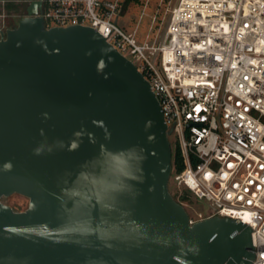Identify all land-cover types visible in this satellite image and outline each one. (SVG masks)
Returning <instances> with one entry per match:
<instances>
[{
    "label": "water",
    "instance_id": "95a60500",
    "mask_svg": "<svg viewBox=\"0 0 264 264\" xmlns=\"http://www.w3.org/2000/svg\"><path fill=\"white\" fill-rule=\"evenodd\" d=\"M39 6L0 36V198H27L0 201V264H249L246 224H189L169 193L171 129L135 65Z\"/></svg>",
    "mask_w": 264,
    "mask_h": 264
},
{
    "label": "built area",
    "instance_id": "2783aa9c",
    "mask_svg": "<svg viewBox=\"0 0 264 264\" xmlns=\"http://www.w3.org/2000/svg\"><path fill=\"white\" fill-rule=\"evenodd\" d=\"M131 2L40 0L35 16L45 28L90 27L135 65L179 151L168 179L206 203L188 223L246 224L249 264H264V0H176L156 44L116 25Z\"/></svg>",
    "mask_w": 264,
    "mask_h": 264
},
{
    "label": "rangeland",
    "instance_id": "374dc122",
    "mask_svg": "<svg viewBox=\"0 0 264 264\" xmlns=\"http://www.w3.org/2000/svg\"><path fill=\"white\" fill-rule=\"evenodd\" d=\"M176 0H136L129 3L127 10L118 16L116 25L123 31H134L137 42L147 41L158 43L161 41L170 9ZM170 147L173 146V135L167 137ZM167 188L171 195L178 198L183 188H177L170 179L167 180ZM0 201L10 206L14 211H21L27 206V198L19 194H11L1 197ZM187 215L195 219L196 214L205 213L206 203L203 200H190L181 203Z\"/></svg>",
    "mask_w": 264,
    "mask_h": 264
},
{
    "label": "flooded vegetation",
    "instance_id": "af4514ba",
    "mask_svg": "<svg viewBox=\"0 0 264 264\" xmlns=\"http://www.w3.org/2000/svg\"><path fill=\"white\" fill-rule=\"evenodd\" d=\"M25 9V0H0V36L26 15Z\"/></svg>",
    "mask_w": 264,
    "mask_h": 264
},
{
    "label": "trees",
    "instance_id": "16d2710c",
    "mask_svg": "<svg viewBox=\"0 0 264 264\" xmlns=\"http://www.w3.org/2000/svg\"><path fill=\"white\" fill-rule=\"evenodd\" d=\"M127 1H136V0H127ZM8 7V6H7ZM170 151H171V157H170V165L173 167V170L175 171H179L182 169V162H181V158L179 155V151L177 148L170 147ZM173 197L174 200H176L178 203H183L184 201L189 202L190 200H192L193 198L190 196V194L185 190H181L178 198H175L173 195H171Z\"/></svg>",
    "mask_w": 264,
    "mask_h": 264
},
{
    "label": "clouds",
    "instance_id": "9594fccd",
    "mask_svg": "<svg viewBox=\"0 0 264 264\" xmlns=\"http://www.w3.org/2000/svg\"><path fill=\"white\" fill-rule=\"evenodd\" d=\"M113 159L119 160L120 163H122V164H124L126 166L130 164V160L124 159L123 154H121V153L113 154ZM4 167H5V169H10L11 168V164L7 163V164L4 165ZM129 178H131V177H129Z\"/></svg>",
    "mask_w": 264,
    "mask_h": 264
}]
</instances>
